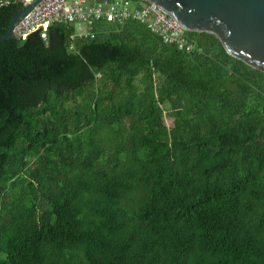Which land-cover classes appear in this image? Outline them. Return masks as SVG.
<instances>
[{
	"label": "trees",
	"instance_id": "trees-1",
	"mask_svg": "<svg viewBox=\"0 0 264 264\" xmlns=\"http://www.w3.org/2000/svg\"><path fill=\"white\" fill-rule=\"evenodd\" d=\"M74 33L0 41V264H264V72L205 32Z\"/></svg>",
	"mask_w": 264,
	"mask_h": 264
},
{
	"label": "water",
	"instance_id": "water-1",
	"mask_svg": "<svg viewBox=\"0 0 264 264\" xmlns=\"http://www.w3.org/2000/svg\"><path fill=\"white\" fill-rule=\"evenodd\" d=\"M40 0L15 10L0 41L13 38V26ZM192 32L214 35L232 57L264 72V0H148Z\"/></svg>",
	"mask_w": 264,
	"mask_h": 264
},
{
	"label": "built area",
	"instance_id": "built-area-1",
	"mask_svg": "<svg viewBox=\"0 0 264 264\" xmlns=\"http://www.w3.org/2000/svg\"><path fill=\"white\" fill-rule=\"evenodd\" d=\"M22 5L31 0H19ZM1 3L7 0H0ZM135 21L157 36L163 43L190 52L193 44L187 39L185 27L178 23L167 11L148 0H40L12 28L15 40H24L37 33L46 39L48 27L52 24H85L87 33L97 22L117 25Z\"/></svg>",
	"mask_w": 264,
	"mask_h": 264
},
{
	"label": "rangeland",
	"instance_id": "rangeland-1",
	"mask_svg": "<svg viewBox=\"0 0 264 264\" xmlns=\"http://www.w3.org/2000/svg\"><path fill=\"white\" fill-rule=\"evenodd\" d=\"M74 30H75V35H81V34H86L87 31V26L85 24L79 23V22H75L73 24ZM164 122L167 126H171L172 124V119L167 116L166 114H164Z\"/></svg>",
	"mask_w": 264,
	"mask_h": 264
}]
</instances>
